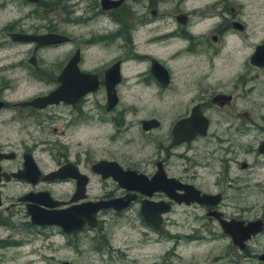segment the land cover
<instances>
[{
  "label": "flooded vegetation",
  "instance_id": "1",
  "mask_svg": "<svg viewBox=\"0 0 264 264\" xmlns=\"http://www.w3.org/2000/svg\"><path fill=\"white\" fill-rule=\"evenodd\" d=\"M20 1L0 22V264H110L128 220L176 257L208 222L229 263L264 264V0ZM59 87L71 101L31 102ZM230 219L256 226L238 242Z\"/></svg>",
  "mask_w": 264,
  "mask_h": 264
},
{
  "label": "rangeland",
  "instance_id": "2",
  "mask_svg": "<svg viewBox=\"0 0 264 264\" xmlns=\"http://www.w3.org/2000/svg\"><path fill=\"white\" fill-rule=\"evenodd\" d=\"M20 2V0H0V22L12 17H20L24 13L25 7L14 6ZM44 2L55 4L56 0H44ZM23 19L21 17L18 20L19 23L16 24H20L21 22V25L25 26L27 22L26 20L22 22ZM104 128V126L98 127V124L95 123V135H104ZM82 134L79 133L78 135ZM136 142L135 140L132 144L135 145ZM145 150L146 147L142 146L140 153H144ZM179 212L180 209L175 210L173 217L170 218L165 227L170 232L181 234L184 231V224L186 226V221H184V215L181 216ZM130 222L131 220H128L120 228L113 229L112 242L119 245L124 254L117 252L115 257H111L117 261L113 260L114 262L110 264H231L227 261L225 250L226 244L229 241L228 238L213 233V230H217V226L213 227L208 222L203 227L196 226L198 229L197 237L200 232L205 237V240L187 242L183 237L179 238L176 248V255L178 257L171 255L167 250L171 240L167 235L164 237L159 236L163 234V231L157 233L145 224L134 227ZM221 252L225 254L226 259L221 256ZM216 253L217 259H215ZM62 255L67 256L71 255V253L63 250ZM104 255L107 256L106 253ZM91 256L92 254H90Z\"/></svg>",
  "mask_w": 264,
  "mask_h": 264
},
{
  "label": "water",
  "instance_id": "3",
  "mask_svg": "<svg viewBox=\"0 0 264 264\" xmlns=\"http://www.w3.org/2000/svg\"><path fill=\"white\" fill-rule=\"evenodd\" d=\"M29 1H35V0H29ZM59 35L60 34H56V33H44V34H38V35H31L28 33H21V32H10L9 33L10 38L13 40H34L36 44L38 45L46 44L51 41L55 42L59 40L60 38ZM65 90H66L65 88L59 87L58 89L52 90L47 95L41 96L40 98H36L31 102H35L39 100V105H43L47 102L57 101L59 99L69 102L72 99L71 97H69L68 93H65ZM142 122H143L144 127L150 126V124H152V120L150 119L143 120ZM128 172H132V171H128ZM143 184L146 185L148 183L144 181ZM203 196H205V194ZM28 210L30 211L32 215L36 216L35 219L37 218L40 221L43 219L42 216L44 215L41 212H37L35 210L33 211L30 208ZM253 223L255 222L254 221L249 222L247 226L241 227L239 223H236L232 219L221 220V225H222L223 230L227 232L228 234H230L232 238L234 237L238 238V242H240L243 238L247 237L250 232L252 233L254 231L253 228L256 226V223L254 227H253ZM262 256H264V254H262Z\"/></svg>",
  "mask_w": 264,
  "mask_h": 264
}]
</instances>
